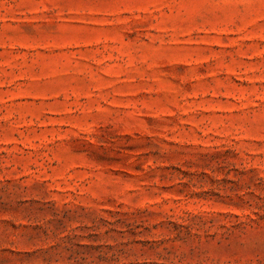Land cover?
Here are the masks:
<instances>
[{
	"label": "rangeland",
	"instance_id": "1",
	"mask_svg": "<svg viewBox=\"0 0 264 264\" xmlns=\"http://www.w3.org/2000/svg\"><path fill=\"white\" fill-rule=\"evenodd\" d=\"M0 264H264V0H0Z\"/></svg>",
	"mask_w": 264,
	"mask_h": 264
}]
</instances>
